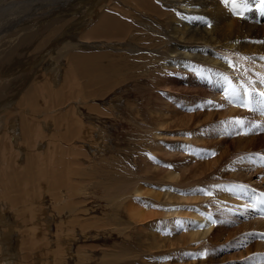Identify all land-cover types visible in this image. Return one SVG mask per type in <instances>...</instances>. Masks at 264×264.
Here are the masks:
<instances>
[{
	"label": "bare ground",
	"instance_id": "obj_1",
	"mask_svg": "<svg viewBox=\"0 0 264 264\" xmlns=\"http://www.w3.org/2000/svg\"><path fill=\"white\" fill-rule=\"evenodd\" d=\"M131 1L132 6H141L143 12L156 15L162 19V23L165 19L168 21L172 18V29L165 31L170 33L173 39L166 42L171 47V52L170 57L165 55L164 69L188 73L200 70L201 65L208 67V115L203 116L205 112L193 113L191 109H177L172 112V116L171 114L164 116L163 112L156 116L158 117L155 122L156 136L162 145L159 147L162 159L159 160L162 161L156 165L150 158L151 155L147 159L145 157V165L146 167L149 165L150 170L159 169L160 172L157 170L156 172H159L161 178V173L163 175V179L160 180L161 195L159 191H156L158 193L156 194L152 190L157 196H161L160 200L154 198L159 200L160 205L156 208V202L152 199L151 201L145 199L141 205L130 197L126 204L129 218L141 227L145 222L146 235L152 236L157 247L165 253L158 261L160 264H264V219L257 210L258 192L264 191V104L258 103L260 98L257 95L264 91L263 39H254L250 32L253 29H247L246 33L241 32L246 28H241L242 24L248 22L235 21L236 16L232 19L230 10L234 7L231 0H228V3H225V0H165L169 8L159 7L160 2L156 0ZM97 2L95 0L92 3V9L88 14L89 17L94 13L97 15L93 31L86 35L88 41H81L78 44L76 39V42H71L73 45L67 42L55 50V54L59 53L60 57L54 66H51L52 69L50 68V77L46 78L48 82H45V76L41 75L38 77L40 82L35 83L32 88L30 86L27 91H20L18 98L17 95L9 94L7 85L5 87L4 83L0 84V264H19L16 263V257L11 259L12 262L6 260L5 253H2L4 240H11L8 246L4 247V251L11 249L12 243L15 244L14 249L22 254L19 259L21 264H33V261L38 264H60L64 261L62 252L60 253L61 245L65 242L73 243L69 240L72 228L62 216L57 224L55 238H52L49 219H54L56 215L50 214L45 199L53 192L50 195L57 202L56 209L60 207V215L68 206L74 207L75 210L79 209L82 200L66 201L64 195L56 193L58 190L54 188L56 185L62 188L64 184L68 185L70 182L69 177H64L68 169L64 164L67 155L73 153L77 162L80 157H86L89 153L73 147L65 148L64 145L67 144L61 141L67 139L66 143L70 144L67 146H73V141L85 140L87 144L92 142L91 147L96 149V144L92 141L95 128L82 119L80 110L74 105L78 84L76 75L87 77L86 80H82L85 83L81 84L89 90L91 98L99 97V93L94 94L90 91L92 87L106 85L103 84L106 78L97 67L94 57L90 53L76 54L78 53L76 50L88 47L89 44L101 46L102 40L124 43L131 38L133 40L135 37L132 35L139 30L125 19L127 15L124 11L122 12L126 15L123 16L125 18L118 15L119 13L111 14L112 12H108L107 9V12L102 11L105 6ZM241 4L248 8L249 13L252 11L257 15H264L262 0H246V3L241 2L237 5ZM237 5L236 9L239 8ZM10 6L5 5L2 8L1 5L0 16L7 14L6 9L9 11ZM236 9L234 8L235 11ZM239 10L240 8L237 11ZM28 11L29 9H26L24 12ZM176 11L182 12L183 15L175 16ZM19 13L16 14L20 17ZM89 17L86 21L83 20L81 26L79 25L81 28L88 24ZM190 24L197 26L190 27ZM142 27L140 28L143 30L136 33L137 37H140V40L137 39L139 44L142 43L145 49L153 48L154 40L163 33L152 30L150 26L146 30ZM63 30L54 26L45 31H50L52 39L56 33L60 35L59 37L69 33ZM37 34L36 31L31 32L20 40V44L27 46L31 42L38 44ZM42 35L43 33L41 37ZM201 40L208 44V49L199 44ZM247 40L251 43L256 40V44H250ZM42 42H45V38ZM188 48H195L197 52H188ZM123 51L114 52L113 58L111 54H106L108 61L112 59L111 66L115 74L111 80L113 82H116L120 75L140 70L141 58L146 65L153 60L156 62L154 58L142 53L144 56L140 54L141 56L138 55L137 58L129 56L136 52L131 50L127 52V57L116 55ZM208 52L210 56L206 57L204 54L208 55ZM22 58L21 54L12 50L5 61L3 58V64L0 62V72L4 71L1 66L6 70L16 64L12 63L15 59L20 61ZM59 61L60 63H57ZM120 62L123 65H120ZM233 92L237 97L233 103H229L224 96ZM244 100H250L251 111L242 106ZM93 107L89 110L101 115L106 114L99 106ZM50 110L55 112L52 113L55 116L50 114ZM43 111L47 112V115L44 114L43 120L40 121ZM203 119L204 127L199 125L201 128L198 131L195 129L197 132L192 134L193 125L200 124ZM207 120L208 123H204ZM236 121L242 123L238 124ZM66 124L70 128L65 133L63 129H67ZM214 126H217L218 130H212ZM17 127L19 132H16ZM257 133H260L259 137ZM156 151L155 149V154ZM160 152L153 154L157 157ZM54 158L56 161L51 162ZM76 164L83 166L79 161ZM202 169L207 173L204 174ZM89 175L92 174L88 173L86 179L90 177ZM89 182L93 183L92 179ZM38 185L47 188L43 192H38ZM68 186L63 187L67 190ZM70 186L72 187V183ZM121 186L123 191L109 188L105 198L115 204L126 202L129 196L125 198L127 197L125 191L129 188L134 189L136 185ZM145 189L142 194L149 191ZM73 191L74 195L78 194L75 189ZM157 215L159 219L152 222ZM79 218L74 217L72 221ZM55 243L60 244L59 247ZM73 246L69 247L72 253Z\"/></svg>",
	"mask_w": 264,
	"mask_h": 264
},
{
	"label": "rangeland",
	"instance_id": "obj_2",
	"mask_svg": "<svg viewBox=\"0 0 264 264\" xmlns=\"http://www.w3.org/2000/svg\"><path fill=\"white\" fill-rule=\"evenodd\" d=\"M96 1L100 2V4L102 3V5L105 6L104 8H102V11H106L107 9L108 12H112L111 14L119 13L118 15H122V17H126L127 15L126 18H123L129 20L132 23L133 27L138 28L139 30H143L140 28L143 26L146 30V28L150 26L152 30L160 31V33H163V35L157 37L154 40L153 48L151 47L148 49L143 48V44H139L138 42V40H140V37H137L138 34L136 35V33L139 30L132 35V37H135L133 38V40L131 38V40H125L124 43L123 41L122 43H114L110 42L109 40H102L101 42L103 44L101 46L92 44L94 45V47H92V45L89 44L88 47L77 48L76 51L78 53L75 52L76 54H91L94 57L97 67L106 78V82L103 83L106 85H96L95 87H92L90 91H93L92 93L94 94L99 93V97L91 98L88 93L89 90H86L81 84L82 82L85 83V81L82 80H84L86 76L76 75L77 78L74 77L78 81V84H76L77 91L76 97L74 99V105L75 107H77V110H80L82 119L84 118L83 120L85 122H89L92 126H94L95 130L93 131L92 141L96 144V149H93L91 147L92 142H89L90 144H87L85 140H75L73 141V146H67L69 144L68 142L66 143L67 139L66 141L64 140V142L63 140L61 141L62 143L67 144L64 145L65 148L73 147L75 149H78L79 151L86 150L89 155L87 154V158L80 157L77 162L79 161L83 166H78L76 164L77 162H75L76 156H73V153L68 154V158L66 160L67 162L65 161L64 164H66L65 166L69 170L67 169L68 172L66 171L64 177H69L70 182L67 183L69 186L66 184H64L63 186H68L69 188L67 187L68 189L66 188L67 190H65V187L63 186L62 188L57 187V185H54L56 188L51 186L56 191L58 190L56 192L52 189L54 192L63 194L66 201L73 200V202H79L82 200V203L79 207L80 210L77 209V212L74 207L68 206L66 211L62 215H60V207L58 206V210L56 209L57 202L50 195L53 192H50L48 197L45 199V204L49 207L50 214H52L53 216L56 215L54 219H49L53 232L52 238H55L58 228L57 224L60 222V218L62 216L64 218V221L68 223L70 228H72L70 238H74V243H65L61 246L62 250L60 249V253L62 252L61 254L64 261H62L60 264H160L158 261L165 253H163L157 247L155 240H147L144 243V236L146 235V226L144 225L145 222L142 227L141 225L136 227L129 219L126 204L130 200V197L132 200H135L136 203L141 205L144 204L145 199L146 201H151L152 199V201L156 202V208H159V200L161 197L159 195H161L162 185V181L160 180L163 179V175L161 173V178L159 176V169L155 168L157 171H159L156 172L154 168H152L153 170H150V166L147 165L146 167L145 165V157L147 159V157L151 155L152 156L150 158L156 165L161 163L159 161H162L159 160L162 159V153L160 152L161 150L159 148L160 146L162 147V145L158 140L159 138H157L156 136L157 123L155 122H157L156 118H158L156 116L161 115L159 113L162 112L164 113V116H166V114H171L170 116H172V112L177 109H191L193 113L197 111L203 114L205 112L203 116L206 117L208 115V67H206L205 65H201L200 70L188 73L184 71L180 73L175 69H164L163 63L166 60L165 55H168L170 57L171 52V47L166 42L173 39V37L170 36V33L168 34L165 31L172 29V18H170L168 21L167 19H165L164 23H162V19H160L156 15L143 12L141 6H132L131 0ZM156 1L160 2L158 3L159 7H168V3H166L165 0ZM8 2H10L11 4ZM49 2L51 3V5ZM94 2L95 0H3L2 2H0V6L2 5V8H4L3 6L5 5H11L9 11L8 9H6L7 14H1L0 16V62L3 64V58L5 61L6 57L9 55V53L12 52V50H15L16 53L18 52V54H21V56L23 57L22 59H24L23 62L21 61L22 59L20 60L21 62L15 59V61L12 63H16L17 65L15 64L11 68H6V70L5 67L1 66L4 71L0 72V84L3 85L2 83H4L5 85L3 86L6 87L7 85L9 87H7V90H9L10 92L9 94L17 95L16 98H18L19 93H21L20 91H27L28 89H30V86L32 88L35 83H39L40 80H38V77H41V75H43V77L45 76L44 80L45 82H48L46 78L50 77V71L52 69L51 66L53 67L57 59L60 57L59 53L55 54V50L59 49L58 47H62L65 43L67 44V42H70L69 44H72L74 43V41L76 42L78 40L77 43L79 44V42L81 41H88V37L86 35L93 31V23L97 20V15L95 13L91 17H89L88 15L89 11H91L92 9V3ZM237 7L240 8L241 12L240 10L237 11L239 8L236 9V7H234L237 12L234 10V8H230V16H232V19L236 16V18H234L235 21H240L242 23L248 22L246 24H242L241 28H246L245 30L242 29L241 32L246 33L248 32L246 31L247 29H253L254 31H250L252 32L251 35L254 39H263V44L264 15H257V13H253L252 11L251 13H249L250 11H248V8H246L242 4L239 6L237 5ZM2 8H0V10ZM24 8L25 10L29 9V11L24 12ZM242 10L243 18H240L239 14L242 13ZM20 11L21 13H19ZM122 11H124L126 15H123ZM16 13H19L20 17ZM234 13L236 14L234 15ZM174 15H178L177 17H179L183 14L182 12L176 11L174 12ZM88 17V24L84 26V28H81L80 26L82 25V22L86 21ZM12 19H14L15 21H12ZM54 26L67 30L69 33L61 36L62 38L59 37L60 35L58 33H56L51 39L50 31L47 32L45 30ZM196 26L197 25L190 24V27ZM202 26L203 25H200V27ZM34 31L38 33L36 38V42L38 44L33 42H31L32 44L30 43L28 46L20 44V40L23 37L28 36L31 32ZM40 32L41 34L43 33L42 37ZM44 38L46 43L42 42ZM247 42L249 43L250 41L247 40ZM252 43L256 44V40H254ZM252 43L250 42V44ZM43 44H45L46 46ZM199 44L205 46L207 49L209 48L208 44H206V42L203 40H201ZM33 46L36 48H34ZM28 48L30 49V51ZM119 50L120 52L124 50L122 53L118 52V54H116L119 55V57H127V52L131 50L136 52H134L133 54H129V56L132 55L137 58L138 55L141 56L142 54H144L148 57L154 58L156 62L153 60L151 63H149V65H146L144 60L141 58V69L130 74L126 73L118 76L116 79V83L115 81H111L112 77L115 76V74H113V68L111 66L110 60L112 59L110 58V60L108 61V56L106 54H111V57L113 58V53H116V51ZM187 50L188 52H197L195 48H188ZM204 55L206 57H209L210 53L208 52V55ZM51 57L55 58L52 59ZM46 59L49 60L46 61ZM57 63H60V61ZM120 65H123L122 62H120ZM46 72L47 74H45ZM2 78H4L3 81ZM185 89H189L190 91H185ZM13 92L17 93L14 94ZM93 106H99L100 109L102 108L101 110H104V112H106V114L101 115L96 111L94 112L92 110H89L93 109ZM42 113L43 114L42 117H40V121L43 120L44 114L45 116L47 115V112L45 111H43ZM52 113L55 112L50 110L51 115ZM108 114L111 115L108 116ZM203 121L204 119L200 121V124L197 123L193 125V130L191 131L192 134H195L199 128L204 127L202 126ZM204 123H208V120ZM199 125L201 127H199ZM68 126L69 125L66 124L65 127L67 129H63L65 133L70 128ZM190 126H192V124ZM212 130H218V127L214 126ZM185 131L186 129H184V132ZM16 132H19V127L16 128ZM259 135L260 133H257L258 137ZM155 149L157 150V153L160 152L158 155L161 154L160 157H158L157 155L158 159L154 156ZM53 161H56L55 158L51 162ZM72 170L73 172H71ZM201 171L204 174L206 172L205 169H202ZM88 173L92 174L89 175V178L92 179L93 183L89 182L91 179H86ZM92 177H95V182ZM96 179L98 182L96 181ZM83 180L86 183L83 182ZM156 182L159 183L157 184ZM71 183L72 187L70 186ZM74 183L76 185L75 187ZM121 183L128 184L129 187H133V185H136V187L134 186V189L129 188L125 191V196H129V199H127L128 196L125 197L127 199H125L126 202L123 200V203L115 204L109 199L105 198L106 192L110 190L109 188L116 189L123 185ZM149 183L156 184L153 185ZM43 186L38 185L37 191L43 192L44 189L47 188V186ZM70 187L72 188V190L70 189ZM41 188H43L42 191ZM59 188H61L62 191ZM76 188L79 189L77 190ZM135 188L141 190L138 191L137 189V192ZM145 188L149 191L147 193L146 191H144L145 193H143V195L142 191ZM74 189L76 192H78V194H73ZM152 190H154L155 192L159 191V195L157 196L156 194L158 193L156 192L155 194ZM154 198H157L159 200L157 201V199ZM156 210L158 211V209ZM74 217H80L83 221L99 220L103 222L105 227L102 230L97 231L96 228L91 227L90 224L87 227L81 219L72 221ZM156 219H159L158 215L153 219V221H151L156 222ZM149 237L152 236H147V238ZM55 244L57 247H59L60 245H58L57 243ZM72 245H74V252H79L78 256H75L74 252L72 253L69 251V247H72ZM80 247L81 250H79ZM81 252L82 258L80 259ZM119 254H121V259H119L118 257Z\"/></svg>",
	"mask_w": 264,
	"mask_h": 264
},
{
	"label": "crops",
	"instance_id": "obj_3",
	"mask_svg": "<svg viewBox=\"0 0 264 264\" xmlns=\"http://www.w3.org/2000/svg\"><path fill=\"white\" fill-rule=\"evenodd\" d=\"M116 190L117 191H123V189H122V186H120V187H118V188H116ZM79 219H81V218H79ZM78 219V220H79ZM130 219V218H129ZM82 220V219H81ZM83 221V220H82ZM130 221L137 227L138 225L137 224H135L134 223V221L132 220V219H130ZM92 222H96V223H92ZM83 223L88 227V225L90 224V226L91 227H93V228H96V230L97 231H100V230H102L104 227H105V225L103 224V222L102 221H99V220H84L83 221ZM145 237V239H144V243L147 241V240H149V241H154V238L153 237H149V238H147V235H145L144 236ZM69 240L71 241V242H73L74 243V238L72 239V238H69ZM11 242V240H4V241H2V253H5V258H6V260L9 262V261H11V259L13 258V257H16V263H19V264H21L20 263V261H19V259L22 257V254H20L19 253V250H16V249H14V247H15V244L14 243H12L11 245H12V248L11 249H7L6 251H4V247L5 246H8V242ZM65 243H67L68 244V242H65ZM65 243H63V244H65ZM62 244V245H63ZM61 245V246H62ZM79 250H81V247L79 248ZM74 252V251H73ZM75 254V256H78L79 255V252H76V253H74ZM118 257H119V259H121V254H119L118 255ZM82 258V252L80 253V259ZM12 262V261H11ZM33 264H38L37 262H32ZM79 264V263H78Z\"/></svg>",
	"mask_w": 264,
	"mask_h": 264
},
{
	"label": "snow or ice",
	"instance_id": "obj_4",
	"mask_svg": "<svg viewBox=\"0 0 264 264\" xmlns=\"http://www.w3.org/2000/svg\"><path fill=\"white\" fill-rule=\"evenodd\" d=\"M241 2H243V3H246V0H231V3H232V5H233V7H235L238 3H241ZM262 2H264V0H262ZM225 3H228V0H225ZM236 13H234V15H235ZM240 15V18H243V13H240L239 14ZM231 66V65H230ZM257 95L259 96V101H258V103H260V104H264V91H261V92H259V93H257ZM236 97H237V94L236 93H229V94H226L225 96H224V98L226 99V100H228L229 101V103H233L234 101H235V99H236ZM211 103V102H210ZM242 106L243 107H245V108H247L249 111H251L252 110V107H251V102H250V100H244V101H242ZM236 123H242L241 121H236Z\"/></svg>",
	"mask_w": 264,
	"mask_h": 264
}]
</instances>
